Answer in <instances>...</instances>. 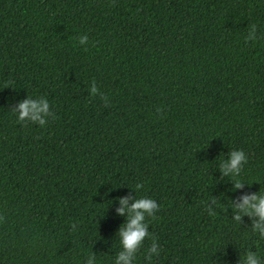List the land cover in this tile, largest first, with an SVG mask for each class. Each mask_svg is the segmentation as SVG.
Here are the masks:
<instances>
[{
    "label": "trees",
    "instance_id": "trees-1",
    "mask_svg": "<svg viewBox=\"0 0 264 264\" xmlns=\"http://www.w3.org/2000/svg\"><path fill=\"white\" fill-rule=\"evenodd\" d=\"M29 97L44 127L17 121ZM237 149L240 189L219 170ZM259 191L264 0H0V264H114L137 196L159 211L136 264L152 243V264L264 257L229 207Z\"/></svg>",
    "mask_w": 264,
    "mask_h": 264
},
{
    "label": "clouds",
    "instance_id": "clouds-1",
    "mask_svg": "<svg viewBox=\"0 0 264 264\" xmlns=\"http://www.w3.org/2000/svg\"><path fill=\"white\" fill-rule=\"evenodd\" d=\"M257 39L256 26L253 25L246 37V40L251 41ZM78 43L86 45L88 37L82 35L79 37ZM98 94V89L93 82L90 88V95ZM107 104V97H103ZM49 102L46 99H32L27 98L22 102H18L13 113L18 122H31L44 127L48 122V117L52 116L49 112ZM247 155L243 150H233L228 153V160L221 161L219 170L223 177L230 178L233 181L234 189H240L246 183L239 180L243 166L247 163ZM248 185V184H247ZM142 185L137 184L134 191L138 192ZM132 200L129 206V200ZM121 205L117 209V214L126 216L125 223L122 224L117 233V240L119 251L114 258V264H136L137 253L143 247L146 238H151L149 233L148 218H154L159 211L157 201L147 196L124 197L118 200ZM213 205L221 206L216 200L212 199ZM235 215L232 221L236 224L242 220L243 217L249 218L250 229L252 235L257 238L258 242H264V193L260 191L251 195H245L240 198L237 204H229ZM210 214H215L214 208L208 207ZM154 239V238H151ZM162 249L157 248L155 243H152L146 249L145 260L148 264H152L153 258L159 257ZM264 257L258 251L247 249L242 259L239 258V264H262ZM86 264H99L98 259L94 260L92 254L87 256ZM216 264H223V261L218 259Z\"/></svg>",
    "mask_w": 264,
    "mask_h": 264
}]
</instances>
